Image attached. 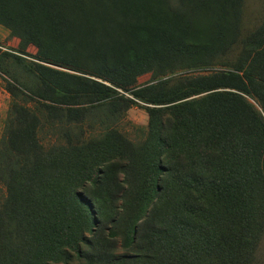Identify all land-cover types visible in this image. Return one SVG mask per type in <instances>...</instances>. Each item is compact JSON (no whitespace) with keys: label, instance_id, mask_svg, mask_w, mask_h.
<instances>
[{"label":"trees","instance_id":"16d2710c","mask_svg":"<svg viewBox=\"0 0 264 264\" xmlns=\"http://www.w3.org/2000/svg\"><path fill=\"white\" fill-rule=\"evenodd\" d=\"M243 4L0 0L17 39L0 50V264H264V17L247 26ZM119 89L145 105L138 141L113 127Z\"/></svg>","mask_w":264,"mask_h":264},{"label":"rangeland","instance_id":"374dc122","mask_svg":"<svg viewBox=\"0 0 264 264\" xmlns=\"http://www.w3.org/2000/svg\"><path fill=\"white\" fill-rule=\"evenodd\" d=\"M244 4V14L243 19L247 23L246 25L251 27L259 23V21L264 17V0H243ZM17 39L10 37L8 31L0 25V50H8V48H13L16 46ZM26 50L31 54H36L35 48L31 45H28ZM65 65L64 63H61ZM167 70L166 65H161L156 68L148 69L131 78L130 84L137 85L147 80H152L161 77L165 74ZM104 81V80H102ZM112 84L111 82H109ZM120 90V89H119ZM124 96L127 98H132L128 92H123ZM133 103H130L129 106L122 112L119 120L114 123L115 129L124 134L126 137L133 141H138L142 139L146 132L147 124V114L145 111V105L133 99ZM9 95L4 89V79L0 75V135L4 126V122L7 116V109L9 107ZM21 102V101H20ZM31 103H28V105ZM41 126L38 131V139L40 142L47 146L53 142H60L62 140V135L54 124L48 118H41ZM90 123V122H89ZM93 126L97 125L93 123ZM91 129L84 126L83 137L86 139L91 135ZM79 137V136H78ZM1 194V190H0Z\"/></svg>","mask_w":264,"mask_h":264}]
</instances>
